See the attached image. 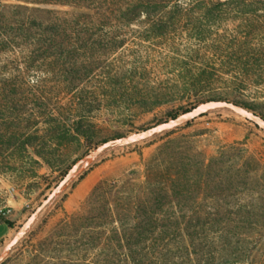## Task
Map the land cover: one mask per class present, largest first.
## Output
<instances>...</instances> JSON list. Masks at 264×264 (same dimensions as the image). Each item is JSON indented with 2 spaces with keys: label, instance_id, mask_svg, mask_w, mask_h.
Wrapping results in <instances>:
<instances>
[{
  "label": "trees",
  "instance_id": "trees-1",
  "mask_svg": "<svg viewBox=\"0 0 264 264\" xmlns=\"http://www.w3.org/2000/svg\"><path fill=\"white\" fill-rule=\"evenodd\" d=\"M26 2L0 0V57L22 44L33 73L53 78L54 89L37 79L32 98L27 143L41 154L93 141L103 109L121 115L182 97L257 111L246 93L264 81V0ZM136 25L144 40L160 42L113 60ZM176 131L142 173L100 181L49 233L41 248L54 252L53 264H264V163L244 142L207 156Z\"/></svg>",
  "mask_w": 264,
  "mask_h": 264
},
{
  "label": "rangeland",
  "instance_id": "rangeland-1",
  "mask_svg": "<svg viewBox=\"0 0 264 264\" xmlns=\"http://www.w3.org/2000/svg\"><path fill=\"white\" fill-rule=\"evenodd\" d=\"M6 3L27 4L26 0H6ZM29 5L46 7L42 4ZM128 30L137 33L128 37L113 55L112 59L115 61H120L125 55V58L133 60L137 54L148 52L146 46H154L160 42L159 39L144 40L145 38L139 35L142 28L137 25ZM23 48L21 44L0 57V112L4 114V118L0 119V210L11 209V212L3 217L14 223L11 234L0 245V254L21 225L79 158L95 151L105 139L119 134L133 135L169 120L172 113L179 115L184 110L204 102L181 97L151 110L133 107L130 111L124 110L121 115L112 114L110 109H103L95 113L93 141L82 139L68 145L56 144L50 148V153L44 151L41 154L40 146L32 147L27 143L33 132V92L39 84L48 87L47 89H54L55 86L53 78L48 74L33 73L34 67ZM37 79L42 82L37 84ZM8 85H11L13 91L5 94L3 91L10 92L9 89L6 90ZM246 95L258 103L255 112L264 115V81L259 85L252 83ZM175 130L177 131L173 138H178L183 144L196 146L207 156L216 154L224 144L244 142L249 154L264 163V130L231 109L209 111L189 125L185 124ZM165 134L166 132L131 145L113 146L101 153L53 199L0 264H53L49 256H54V252H45L41 248V243L49 233L67 214L82 210L100 181L113 182L127 179L134 172L142 173L145 164L165 143ZM2 140L10 145L3 146ZM5 229L6 225L1 224L0 233Z\"/></svg>",
  "mask_w": 264,
  "mask_h": 264
},
{
  "label": "water",
  "instance_id": "water-1",
  "mask_svg": "<svg viewBox=\"0 0 264 264\" xmlns=\"http://www.w3.org/2000/svg\"><path fill=\"white\" fill-rule=\"evenodd\" d=\"M228 108L234 112L246 117L247 119L255 122L260 128L264 130V117L255 111L246 108L244 105L228 99H211L202 102L201 104L185 111L169 120L160 122L154 126L146 128L133 135H127L122 137L111 138L103 142L95 151L86 154L79 158L61 179V181L52 189V191L44 198L43 202L32 212L28 219L21 225L17 233L11 238V240L5 245L3 252L0 254V263L4 261L10 254L13 247L26 235L29 229L35 224L40 214L44 209L53 201V199L59 195L63 189L81 172H83L87 166L97 159V157L113 146L119 145H131L143 140L152 138L158 134H162L167 131H171L180 126L187 124L190 121L195 120L198 117L203 116L209 111Z\"/></svg>",
  "mask_w": 264,
  "mask_h": 264
},
{
  "label": "crops",
  "instance_id": "crops-1",
  "mask_svg": "<svg viewBox=\"0 0 264 264\" xmlns=\"http://www.w3.org/2000/svg\"><path fill=\"white\" fill-rule=\"evenodd\" d=\"M1 224L6 225V229L2 233H0V245L5 242L6 238L11 234V232L13 230V226L8 225L4 221Z\"/></svg>",
  "mask_w": 264,
  "mask_h": 264
},
{
  "label": "built area",
  "instance_id": "built-area-1",
  "mask_svg": "<svg viewBox=\"0 0 264 264\" xmlns=\"http://www.w3.org/2000/svg\"><path fill=\"white\" fill-rule=\"evenodd\" d=\"M11 212V209H7V210H0V224L2 223L1 221V218L4 216V215H7Z\"/></svg>",
  "mask_w": 264,
  "mask_h": 264
}]
</instances>
